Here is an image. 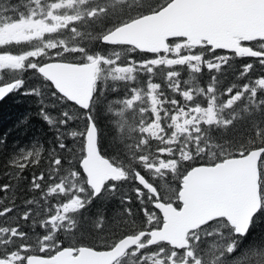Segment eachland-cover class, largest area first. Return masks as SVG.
Here are the masks:
<instances>
[{"label": "snow or ice", "instance_id": "1", "mask_svg": "<svg viewBox=\"0 0 264 264\" xmlns=\"http://www.w3.org/2000/svg\"><path fill=\"white\" fill-rule=\"evenodd\" d=\"M18 94L0 264H264V0H0Z\"/></svg>", "mask_w": 264, "mask_h": 264}, {"label": "trees", "instance_id": "2", "mask_svg": "<svg viewBox=\"0 0 264 264\" xmlns=\"http://www.w3.org/2000/svg\"><path fill=\"white\" fill-rule=\"evenodd\" d=\"M38 105L32 97L16 95L0 102V135L6 136V146L0 149V164L4 156L10 152L16 144H27L32 137H43L46 134L45 125L37 115ZM28 116V126L18 125V122ZM50 136V133L47 134ZM4 182L0 178V183ZM119 207L118 201H113L109 206Z\"/></svg>", "mask_w": 264, "mask_h": 264}]
</instances>
